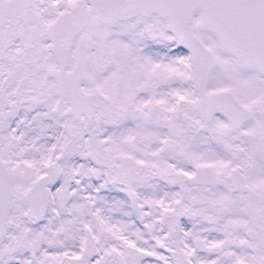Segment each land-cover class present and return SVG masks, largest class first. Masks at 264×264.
I'll return each instance as SVG.
<instances>
[{
  "label": "snow or ice",
  "instance_id": "6c2138e0",
  "mask_svg": "<svg viewBox=\"0 0 264 264\" xmlns=\"http://www.w3.org/2000/svg\"><path fill=\"white\" fill-rule=\"evenodd\" d=\"M0 264H264V0H0Z\"/></svg>",
  "mask_w": 264,
  "mask_h": 264
}]
</instances>
